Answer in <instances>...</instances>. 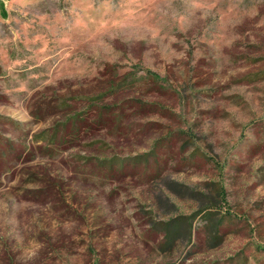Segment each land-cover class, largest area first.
Segmentation results:
<instances>
[{
  "label": "rangeland",
  "instance_id": "rangeland-1",
  "mask_svg": "<svg viewBox=\"0 0 264 264\" xmlns=\"http://www.w3.org/2000/svg\"><path fill=\"white\" fill-rule=\"evenodd\" d=\"M113 82L121 88L106 101L123 104L106 113L104 137L125 158L159 138L150 162L109 180L99 144L90 143L103 137L96 131L43 156L35 134L71 110L61 103L81 111L85 97L109 93ZM26 145L37 146L32 160L8 170ZM219 185L227 200L216 215L196 214L190 239L157 245L156 222L196 213ZM95 259L264 264V0L8 5L0 18V264Z\"/></svg>",
  "mask_w": 264,
  "mask_h": 264
},
{
  "label": "trees",
  "instance_id": "trees-1",
  "mask_svg": "<svg viewBox=\"0 0 264 264\" xmlns=\"http://www.w3.org/2000/svg\"><path fill=\"white\" fill-rule=\"evenodd\" d=\"M148 73V75H151L155 81L161 79L155 72L148 71ZM127 80L128 78H125L122 81L127 82ZM120 88L121 87L118 83L113 82L112 86L109 88V93L107 92L108 94L104 92L95 97H85L83 99V106L85 107L81 111H76V107H73L70 103H61L60 107H69L71 110L64 108L65 111L60 115L61 119L55 124V126L45 128L35 134L34 141L44 143L42 155L55 156L56 154H59L60 151L77 147L80 145V142L85 135L87 136L91 131H96L100 132L103 137L90 141V143L99 144L97 147L99 155H97L96 160L99 161V165L102 166L104 170L110 172L108 177L109 180L123 181L129 176L128 170L131 164L136 165L137 163L142 162L149 163L152 156L157 153L159 138L155 139L153 147L150 150L141 154H136L132 158H125L116 152L117 150L113 149L104 137L106 133H104L103 125L108 120L106 118V113H110L112 112L111 110L118 107L117 112L120 114L119 106L123 104L121 101L122 99L116 101L115 104L111 102L108 103L106 99L110 94H118L117 91ZM136 101H139L142 105L144 104V101L141 99H136ZM9 147L12 149L14 148L13 144H10ZM36 150L37 146L35 145H31L30 147H27V145L24 146L23 149H21V152L17 153L16 159L10 163L11 165L8 170H11L22 161L32 160L29 155L33 156ZM84 158L85 161L90 159L89 156ZM117 174L120 175L116 177ZM103 181L100 182L105 183ZM44 192L47 193L48 191L45 190ZM225 200H227L226 190L222 185H219L216 194L211 193V196L207 197L208 204L200 206L196 213L191 215H177L166 221L160 223L156 222L155 224L158 226V229H160L159 231H156V234L158 237L161 236L156 242L157 245L162 249H167L174 246L180 236H186L190 239L192 236V220L195 215L202 213L205 218L211 219L217 214V207H220ZM92 264H99L98 259H95Z\"/></svg>",
  "mask_w": 264,
  "mask_h": 264
},
{
  "label": "crops",
  "instance_id": "crops-1",
  "mask_svg": "<svg viewBox=\"0 0 264 264\" xmlns=\"http://www.w3.org/2000/svg\"><path fill=\"white\" fill-rule=\"evenodd\" d=\"M14 0H0V18H4L8 14V5Z\"/></svg>",
  "mask_w": 264,
  "mask_h": 264
}]
</instances>
